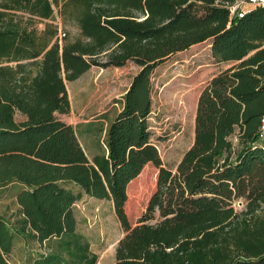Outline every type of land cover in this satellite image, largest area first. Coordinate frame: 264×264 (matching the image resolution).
Returning a JSON list of instances; mask_svg holds the SVG:
<instances>
[{
	"label": "trees",
	"instance_id": "trees-1",
	"mask_svg": "<svg viewBox=\"0 0 264 264\" xmlns=\"http://www.w3.org/2000/svg\"><path fill=\"white\" fill-rule=\"evenodd\" d=\"M241 1L0 0V189L16 205L0 214V264L20 239L26 264H96L77 229L84 195L111 200L123 229L112 264H264V5L232 11ZM55 14L74 38L59 39ZM207 40L228 66L201 88L172 169L152 140L153 72ZM128 61L139 68L89 158L56 116L69 111L66 81ZM147 164L156 183L132 224L127 186Z\"/></svg>",
	"mask_w": 264,
	"mask_h": 264
},
{
	"label": "rangeland",
	"instance_id": "rangeland-1",
	"mask_svg": "<svg viewBox=\"0 0 264 264\" xmlns=\"http://www.w3.org/2000/svg\"><path fill=\"white\" fill-rule=\"evenodd\" d=\"M257 5H264V0L255 4L242 3L241 9L248 10ZM54 22L58 23V31L66 33L65 36L72 39L78 34L75 26L63 25L57 14ZM36 26L41 29L43 23L38 22ZM227 66V63H217L213 59L207 40L171 55L154 69L149 124L152 140L158 147L164 166L174 169L182 153L192 143L199 92L212 75ZM138 68L132 61L121 67L91 66L77 79L66 81L69 111L56 116L75 126L89 158L96 152L97 143L103 141L104 129L119 110L120 100ZM157 171L152 164H147L127 186L125 210L132 224L142 214L154 190ZM10 186L0 189V214L6 216L16 208L14 190ZM239 202H235L237 209L242 207ZM74 206L77 229L98 254L96 264H112L115 246L123 235V229L111 200L84 195ZM26 250L25 242L20 239L9 255L11 264H26Z\"/></svg>",
	"mask_w": 264,
	"mask_h": 264
},
{
	"label": "built area",
	"instance_id": "built-area-1",
	"mask_svg": "<svg viewBox=\"0 0 264 264\" xmlns=\"http://www.w3.org/2000/svg\"><path fill=\"white\" fill-rule=\"evenodd\" d=\"M259 1L260 0H249V1H246V2H248V3H259ZM242 3H245L244 1H241V2H239L238 4H235V5H233V6H231V10L233 11L238 5L241 7V4ZM241 14V13H240ZM64 32H61L60 30H59V39H61L63 36H64Z\"/></svg>",
	"mask_w": 264,
	"mask_h": 264
},
{
	"label": "water",
	"instance_id": "water-1",
	"mask_svg": "<svg viewBox=\"0 0 264 264\" xmlns=\"http://www.w3.org/2000/svg\"><path fill=\"white\" fill-rule=\"evenodd\" d=\"M239 204H240V202H239Z\"/></svg>",
	"mask_w": 264,
	"mask_h": 264
}]
</instances>
